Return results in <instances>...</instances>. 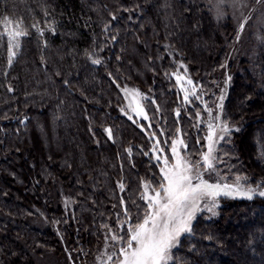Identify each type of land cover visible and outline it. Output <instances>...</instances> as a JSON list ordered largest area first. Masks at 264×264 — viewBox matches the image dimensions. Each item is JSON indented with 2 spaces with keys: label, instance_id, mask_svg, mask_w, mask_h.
Wrapping results in <instances>:
<instances>
[{
  "label": "trees",
  "instance_id": "1",
  "mask_svg": "<svg viewBox=\"0 0 264 264\" xmlns=\"http://www.w3.org/2000/svg\"><path fill=\"white\" fill-rule=\"evenodd\" d=\"M210 2L0 0V264H37L45 253L88 259L101 225L114 227L122 212L121 196L136 223L141 182L160 180L148 133L167 148L177 128L195 142L204 132L195 113L216 103L228 70L224 111L238 128L239 167L264 179V46L251 62L233 61L238 31L214 18ZM10 24L24 31L11 65ZM181 63L203 93L189 105L171 76ZM128 83L150 94L151 128L121 110ZM182 246L178 264H264V197L200 218Z\"/></svg>",
  "mask_w": 264,
  "mask_h": 264
},
{
  "label": "snow or ice",
  "instance_id": "2",
  "mask_svg": "<svg viewBox=\"0 0 264 264\" xmlns=\"http://www.w3.org/2000/svg\"><path fill=\"white\" fill-rule=\"evenodd\" d=\"M224 2L225 0H218L217 8L219 9V6L223 5ZM115 19L116 16L113 15L112 20ZM243 27L244 25L241 24V30ZM108 28L109 26H106L105 31H108ZM15 35H19V33ZM110 39L115 41L116 36L113 35ZM14 47L18 48L19 44H14L13 39L10 38L8 47L9 65H11L12 58L15 56ZM88 55L91 59L92 54L89 53ZM91 63L99 65L101 60L98 58L91 59ZM179 66L184 67L182 63ZM171 76L175 77L176 83L181 85L185 93L183 97L185 102L191 104L203 95L202 91L197 93L196 88L198 86L194 85L190 78L177 73H172ZM229 79L231 78L229 77ZM184 85L190 87H184ZM117 86L119 87V85ZM8 90L12 91L11 88ZM125 91L129 90L125 89ZM130 91L136 93V90ZM218 101L219 103L215 105L217 109L215 116H213V109L209 108L207 103L204 105V111L207 112L209 117L206 124L208 133L203 138L206 141L203 146L206 147V151L199 152L198 159H193V154L187 151V144L179 128H177L178 138L173 139L170 146V151L175 159L174 164H170L167 155H161L164 149L160 146V140H155L151 151L160 153L155 157L157 161H162V166L159 169L160 180L155 185L151 181L141 182L143 191L140 199L146 203L143 216L137 217V222L127 227L126 235H120L107 223L101 225L102 228L107 229L105 233L106 244L109 240L113 242L109 246L113 247L114 251L107 255L109 261H113L114 256L117 257L113 264H170L173 260L174 250L179 248L181 238L192 234L198 213L206 211L216 215L215 210L219 207V198L252 200L256 196L264 197V182L257 183L253 187L248 183L247 177H236L231 184L210 182L213 175L219 177L217 165L222 162L217 155V145L220 141L225 140L232 131L227 122L222 119L223 94L218 97ZM121 110L123 111V109ZM134 111L143 115V119H148L143 108L137 107ZM157 111H159V107H157ZM195 116L197 125H193V127H198L200 123H203V118L199 111H196ZM176 117L178 122L179 110L176 111ZM128 119L133 120V117L129 115ZM133 122L135 123V121ZM141 127L143 130V126ZM147 127L151 128L152 125L149 123ZM104 131L108 139H112V129L106 128ZM163 135L164 132L161 130V136ZM155 137L156 133L152 132L150 139H155ZM164 143L167 144L168 141ZM196 144L200 145V137H197ZM178 145L184 149L183 154L178 149ZM125 151L131 157L132 149L128 148ZM142 154L148 155L147 152ZM205 176L209 178L206 179ZM118 187L121 192L125 191L124 182H118ZM120 206L122 212L116 214V227L124 231L125 225L129 224L132 216L123 196L120 197ZM113 207L116 206L113 205ZM121 215L127 218L123 222L119 219Z\"/></svg>",
  "mask_w": 264,
  "mask_h": 264
},
{
  "label": "rangeland",
  "instance_id": "3",
  "mask_svg": "<svg viewBox=\"0 0 264 264\" xmlns=\"http://www.w3.org/2000/svg\"><path fill=\"white\" fill-rule=\"evenodd\" d=\"M218 0H211V10L213 12L214 18L218 21L226 20L227 18H231L235 24V27L238 31V39H237V45L234 52V60L237 59V62L239 63L241 60L245 61H253L256 59V57L259 55V51L264 46V0H225L223 5L219 6V9L217 8ZM241 24L244 25L243 29L241 30L240 26ZM24 31L21 30L20 27H16V25L10 24L8 25L6 29V34L8 35V38L13 39L14 44H19V47L13 48V51L16 53L20 50V40L23 36L22 34ZM16 33H19V35H15ZM239 59V60H238ZM238 66V65H237ZM239 69L235 70V72H238ZM177 74L185 76L187 78H190L188 73L185 71L184 68H181L180 66L176 70ZM234 75V71H226L225 74H223V81H222V87H220V92L218 93V97L223 94L224 95V101H223V115L222 119L225 120L229 126V128L232 130L230 131L229 135L225 138V140L220 141L217 145V155L221 158V163L217 165L218 171H219V177L216 175H213L210 178V182H225V183H233L236 177H247L248 183L251 186H255L257 183L264 182V179L261 178L258 181H253L251 177L246 176L243 174L242 169L239 167L241 165L240 158L237 157V151L239 150V147L237 146L238 142L235 141V134L238 131V128L236 126L231 125L229 121L226 119L225 115V101L228 95V87L231 84L232 76ZM229 77L231 79H229ZM191 79V78H190ZM192 80V79H191ZM193 81V80H192ZM194 82V81H193ZM194 85L195 82H194ZM179 89L181 90V93L183 94V97L185 95L184 91L182 90V87L180 84H178ZM184 87H190L187 85H184ZM125 89H128L129 91H125ZM198 87L196 88L197 91ZM130 90H136V93H133ZM121 93L123 95V113L128 117L131 115L133 117V120L137 123L141 121L150 122L151 120V105L147 103L148 100H150L151 96L148 92L143 91L140 87L135 86L133 84H122L121 86ZM138 93V94H137ZM217 99V98H216ZM184 104L189 105L188 102H185L183 100ZM219 103L218 99L216 103L214 101H210L207 103L209 108L213 109V116L216 115L217 109L215 105ZM192 104V103H191ZM137 107H141L144 109V112L147 114L148 119H143V115L137 113L134 111ZM203 110L199 111L201 113V117L203 118V125H204V132L202 135H197L194 139L195 142L191 143V138L187 137L183 134V132L180 130L181 135L183 136V139L185 143L187 144V151L191 152L193 154V159L199 158V152L206 151V147H203L206 144V141L203 139L207 133L208 129L206 127V124L209 120L208 114L206 111ZM202 125V124H201ZM239 127V126H238ZM145 128V127H144ZM155 131V130H154ZM150 130V133L148 135L150 136L152 132ZM173 139H177V132L172 136ZM197 137H200V145L196 144ZM193 138V137H192ZM159 139L158 134L156 133V137L153 140V144L155 143V140ZM241 141V139H239ZM170 141V142H171ZM239 141V142H240ZM254 140L250 139L249 144L251 145ZM152 144V146H153ZM168 146L164 147L160 144V146L164 149L163 154L161 155H167L169 158L170 164L175 163V159L172 156V153L170 151V144H166ZM178 149L181 151V153H184V149L178 145ZM160 153H153L152 155L155 158L156 155ZM156 160V158H155ZM157 161V160H156ZM159 163V169L162 166V161H157ZM206 179H208V176H205ZM151 194V193H149ZM245 198H219L218 204L219 207L215 210L216 215H212L208 212H201L198 213L197 219L194 222V225L196 224V221L200 218L203 220H210L213 218L218 217V213L223 205H225L227 202H231L234 200H240ZM146 208V206H145ZM143 208V212L144 209ZM122 211V210H121ZM144 214V213H143ZM121 222H123L126 217L122 216L119 218ZM114 227L113 229L117 232H119L120 235H126L127 227L130 226V224H133V221H129L128 225H125V230L121 231L116 227L117 224V216L115 215L114 218ZM113 222V221H112ZM194 227V226H193ZM105 229V228H104ZM107 232V229H105L104 234L102 235V240L95 246V249L93 253L88 257V259H85V254L81 258H78L77 255L70 253H63L60 257L55 256L54 254H43L36 256L37 258V264H113V261L117 259V257H113V261H109L107 259V255L112 253L114 251V248L109 246L112 245L113 242L109 240L106 244L105 241V233ZM181 238V242L178 249L174 250V256L173 260L170 262V264H178L181 262L180 257L182 255V244L183 239ZM179 256V257H178ZM80 259H85V261H81Z\"/></svg>",
  "mask_w": 264,
  "mask_h": 264
}]
</instances>
